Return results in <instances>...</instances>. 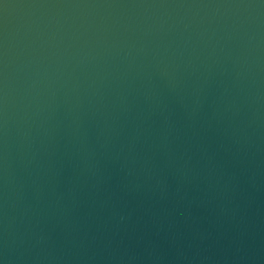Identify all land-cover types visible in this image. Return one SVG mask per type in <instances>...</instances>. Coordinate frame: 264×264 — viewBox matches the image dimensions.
<instances>
[{"label": "water", "instance_id": "obj_1", "mask_svg": "<svg viewBox=\"0 0 264 264\" xmlns=\"http://www.w3.org/2000/svg\"><path fill=\"white\" fill-rule=\"evenodd\" d=\"M0 261L264 264V0H3Z\"/></svg>", "mask_w": 264, "mask_h": 264}, {"label": "snow or ice", "instance_id": "obj_2", "mask_svg": "<svg viewBox=\"0 0 264 264\" xmlns=\"http://www.w3.org/2000/svg\"><path fill=\"white\" fill-rule=\"evenodd\" d=\"M0 3H3V0H0ZM4 7H7V5H4Z\"/></svg>", "mask_w": 264, "mask_h": 264}, {"label": "clouds", "instance_id": "obj_3", "mask_svg": "<svg viewBox=\"0 0 264 264\" xmlns=\"http://www.w3.org/2000/svg\"><path fill=\"white\" fill-rule=\"evenodd\" d=\"M0 264H3V261H0Z\"/></svg>", "mask_w": 264, "mask_h": 264}]
</instances>
